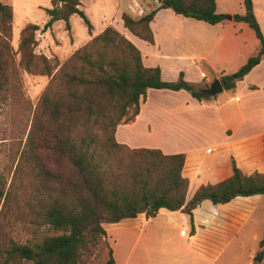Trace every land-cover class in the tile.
I'll use <instances>...</instances> for the list:
<instances>
[{"label": "trees", "instance_id": "16d2710c", "mask_svg": "<svg viewBox=\"0 0 264 264\" xmlns=\"http://www.w3.org/2000/svg\"><path fill=\"white\" fill-rule=\"evenodd\" d=\"M243 3L244 13L233 14L232 19L248 24L259 47L236 71L220 76L223 89L229 92H234L236 82L264 57V35L252 0ZM51 4L44 8L47 20L42 26L27 23L21 28L15 50L11 45L13 8L0 0V106L14 102L21 115L29 117L28 126L23 128L25 141H18L14 173L25 171L34 187L30 222L52 231L23 243L4 239L0 264H80L105 237L106 223L139 213L153 217L159 208L181 210L192 222V209L204 199L226 203L236 196L264 193V173L244 174L232 158L229 177L198 186L186 201L189 181L182 174L184 153L166 154L159 148L117 142L116 126L134 120L148 89H183L196 100L205 101L212 96L204 91L210 83L196 87L183 73L176 80H163L159 67L144 66L140 50L111 25L62 63L48 58L36 51L38 31L45 32L56 20H63L69 30L73 14L91 30L79 8L80 0H51ZM160 8L209 24L225 20L216 12L215 0H160L156 8L140 17L123 11V26L152 43L149 22ZM21 72L49 77L31 115ZM10 196L11 190L0 176V204L3 206ZM105 248L103 264H115L112 249ZM263 256L264 236L254 264H264Z\"/></svg>", "mask_w": 264, "mask_h": 264}, {"label": "crops", "instance_id": "0c3cea01", "mask_svg": "<svg viewBox=\"0 0 264 264\" xmlns=\"http://www.w3.org/2000/svg\"><path fill=\"white\" fill-rule=\"evenodd\" d=\"M82 1L79 8L87 16L91 30L87 29L76 42L73 18L78 15L73 14L69 30L61 20L69 35L64 41L55 34V25L59 23L56 20L51 28L38 34L37 52L62 63L75 49L111 25L140 50L144 66L159 67L163 80H176L183 73L184 79L200 85L236 71L259 47L248 24L232 19L233 14L244 13V0H215L216 12L231 16L216 24L160 8L149 22L152 43L123 26L121 13L127 12L132 0H127L125 9L120 6L124 0H115L111 12L102 6L95 20ZM142 2L146 13L160 4V0ZM252 4L264 35V0H252ZM12 8L13 27L17 14L14 4ZM27 23L22 21L21 27ZM185 91L148 89L134 120L116 126V141L129 147L159 148L166 154L184 153L182 174L189 181L186 201L198 186L229 177L232 158L244 174L264 173V57L236 82L235 91L223 98L217 94L198 101ZM152 92L177 99L171 105L157 98L152 101ZM250 225H255L256 233L251 239L257 242V248L252 250L247 264H254L264 236V193L236 196L226 203L204 199L192 209V222L181 210L159 208L153 217L139 213L133 218L106 223L104 228L109 239L115 228L127 240L133 239L124 257L117 258L112 250L115 264H234L239 251L244 249V231Z\"/></svg>", "mask_w": 264, "mask_h": 264}, {"label": "rangeland", "instance_id": "374dc122", "mask_svg": "<svg viewBox=\"0 0 264 264\" xmlns=\"http://www.w3.org/2000/svg\"><path fill=\"white\" fill-rule=\"evenodd\" d=\"M1 1L10 3L11 5L14 4L15 6L17 18L14 26L12 27L11 45L16 50L19 32L22 28V21L43 25L47 18L44 8L51 7V0ZM142 1L143 0H137V2L144 8ZM82 3L87 6L88 15L92 18V20H95L99 8L104 6L105 9H108L111 12L116 1L83 0ZM126 4L127 0H124L120 6L125 9ZM127 12L133 14L129 8H127ZM144 14H146L145 11L142 15ZM225 16L226 15H224V17ZM62 23L63 22L59 20V23L55 25V34L57 37L65 41L69 35L62 28ZM73 26L75 29L76 42H79L87 32V27L79 16H75V18H73ZM39 33L40 31L36 33V38H39ZM17 57H19V55H17ZM21 78L22 91L25 99L27 100V106L30 107L28 111L31 115L39 99V96L49 81V77L46 75H33L26 72H21ZM204 84L205 83L194 85L196 87H203ZM228 92L229 91L227 90L226 92L221 91L218 93L219 96L217 97L223 98L227 96ZM184 93L188 92L185 91ZM149 96L151 97L152 101L157 98L161 99L163 102L165 100V102L169 103V105L172 104L174 99H177L176 96L156 95L154 92L149 94ZM28 119L29 117L26 115H21V108L18 107V105L14 102L5 103L4 105L0 106V176H2L6 181V189L8 188L11 190V196L9 200L3 204V206L0 204V244H2L4 239L7 238H12L16 242L23 243L27 241L38 240L45 234H52V231L49 230L48 227L37 226L30 222L31 215H29L28 212L30 211V207H32L31 205L33 204L35 198L34 187L31 185V180L29 178L27 179L25 171L21 173L18 172L17 175L14 173L17 161L19 159V149L17 147L18 141L21 140L22 143L25 141L26 134L23 133V128L28 126L26 125L27 123L29 124L27 121ZM255 219H253L254 223ZM105 226L108 227V225ZM254 227L255 225H250L245 229L244 249L239 251L238 257L236 258L234 264H247L252 250H254L255 247L257 248V242H254L251 239L252 234L256 233V229ZM110 234L112 240L109 239L106 234L105 237L100 241L101 243H99L97 246H94L90 253L84 257V262L80 264H103L107 252V248H105L106 246L110 247L113 251H116L117 258H119V256L124 257L125 252L129 250V243L130 241H133V239L130 238L127 240L125 235L118 228H115ZM104 244H106V246H104Z\"/></svg>", "mask_w": 264, "mask_h": 264}, {"label": "water", "instance_id": "95a60500", "mask_svg": "<svg viewBox=\"0 0 264 264\" xmlns=\"http://www.w3.org/2000/svg\"><path fill=\"white\" fill-rule=\"evenodd\" d=\"M225 17H226V19H231L230 15H226ZM204 91L207 92L209 95H212V96L223 91V86L221 84L220 79H218V78L213 79V81L210 83L209 87L206 88Z\"/></svg>", "mask_w": 264, "mask_h": 264}, {"label": "built area", "instance_id": "2783aa9c", "mask_svg": "<svg viewBox=\"0 0 264 264\" xmlns=\"http://www.w3.org/2000/svg\"><path fill=\"white\" fill-rule=\"evenodd\" d=\"M128 8L135 16H142L145 11L144 8L137 2V0H132Z\"/></svg>", "mask_w": 264, "mask_h": 264}]
</instances>
